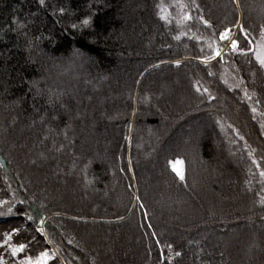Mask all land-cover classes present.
<instances>
[{"label":"trees","instance_id":"trees-1","mask_svg":"<svg viewBox=\"0 0 264 264\" xmlns=\"http://www.w3.org/2000/svg\"><path fill=\"white\" fill-rule=\"evenodd\" d=\"M263 35L264 0H0V264H264Z\"/></svg>","mask_w":264,"mask_h":264},{"label":"snow or ice","instance_id":"snow-or-ice-1","mask_svg":"<svg viewBox=\"0 0 264 264\" xmlns=\"http://www.w3.org/2000/svg\"><path fill=\"white\" fill-rule=\"evenodd\" d=\"M41 3H43V0H41ZM83 23L85 25H87L88 24V21L87 20H84ZM205 23H207V21H205ZM73 27H75V26H73ZM229 34H230V30L229 29H225V31L220 34V39L221 40L227 39L229 37ZM231 46H232L233 50H235L237 48V41L233 39L231 41ZM215 55L216 56H219L220 55V51L217 50L215 52ZM257 59L259 60V62L261 63V65L264 66V54H258L257 55ZM177 163H179V162H177ZM174 171H177V175H181V178H183L182 177V174L179 172L178 169H175L174 168ZM261 175L264 176V172H261ZM9 211H11V209H9ZM23 248H24V245L21 244L18 248H14L13 249L12 254L15 255L17 252L22 251ZM47 257H48V254L47 253H41V259L38 260L36 262V264H43V262L47 259ZM27 264H32V261L31 260L27 261Z\"/></svg>","mask_w":264,"mask_h":264},{"label":"rangeland","instance_id":"rangeland-1","mask_svg":"<svg viewBox=\"0 0 264 264\" xmlns=\"http://www.w3.org/2000/svg\"><path fill=\"white\" fill-rule=\"evenodd\" d=\"M234 36H233V34H231L227 39H228V41L226 42V44H225V46L223 47V51H225L228 47H231L232 48V46H231V41L234 39L233 38ZM222 53V52H221ZM220 53V54H221ZM258 54H264V35L259 39V43H258V47H257V55ZM179 162V161H178ZM174 168L175 169H178L179 170V172H180V170H181V162H179V163H174ZM11 168V167H10ZM11 173L13 174L14 173V171H11Z\"/></svg>","mask_w":264,"mask_h":264}]
</instances>
